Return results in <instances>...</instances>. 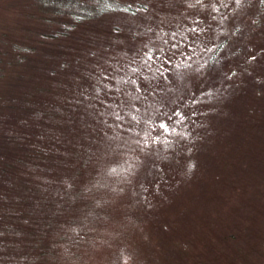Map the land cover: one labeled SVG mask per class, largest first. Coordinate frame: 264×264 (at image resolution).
I'll use <instances>...</instances> for the list:
<instances>
[{"label":"trees","instance_id":"trees-1","mask_svg":"<svg viewBox=\"0 0 264 264\" xmlns=\"http://www.w3.org/2000/svg\"><path fill=\"white\" fill-rule=\"evenodd\" d=\"M37 1L0 29V264H229L264 222L242 42L186 45L142 0Z\"/></svg>","mask_w":264,"mask_h":264},{"label":"rangeland","instance_id":"rangeland-1","mask_svg":"<svg viewBox=\"0 0 264 264\" xmlns=\"http://www.w3.org/2000/svg\"><path fill=\"white\" fill-rule=\"evenodd\" d=\"M147 4L148 11H142L138 16L140 24L150 26L155 14H165L172 32L182 33L181 39L186 45L210 47L215 41V36L225 33L233 48L242 42L241 58L239 66L234 64L229 69V74L250 75L252 72L258 79L264 78V16L256 14L257 0H142ZM27 3H38L37 0H0V29L6 20L10 26H21L24 19ZM27 7V8H26ZM2 8L4 10H2ZM36 13L40 7L31 8ZM154 13V15H153ZM259 15L258 18H254ZM119 19L126 21L125 16ZM17 21H16V20ZM12 20V21H11ZM166 22V21H165ZM167 22L165 28L167 29ZM176 25V26H174ZM12 26V27H14ZM11 27V28H12ZM181 29H178V28ZM159 34H166L165 30L159 29ZM19 31L18 29L13 30ZM7 35V34H6ZM33 38V34L30 36ZM194 37V38H193ZM1 44L10 43L6 36L0 37ZM23 44V45H22ZM30 42H22L21 45H29ZM10 48V47H6ZM21 50V49H20ZM5 78L4 90L9 91L12 84L13 94L19 92V88L11 79ZM8 81V82H7ZM9 83V84H8ZM259 227L258 234L247 235L241 238L229 250L234 252L232 256L224 257L229 264H264V222L255 220L253 222ZM251 232L253 231L250 228ZM229 252V251H227ZM226 252V254H227ZM225 254V255H226ZM128 261V260H127Z\"/></svg>","mask_w":264,"mask_h":264},{"label":"snow or ice","instance_id":"snow-or-ice-1","mask_svg":"<svg viewBox=\"0 0 264 264\" xmlns=\"http://www.w3.org/2000/svg\"><path fill=\"white\" fill-rule=\"evenodd\" d=\"M237 3H239V0H237ZM117 119H120L119 117ZM163 126V125H162Z\"/></svg>","mask_w":264,"mask_h":264}]
</instances>
